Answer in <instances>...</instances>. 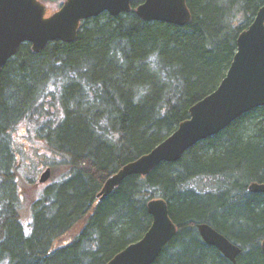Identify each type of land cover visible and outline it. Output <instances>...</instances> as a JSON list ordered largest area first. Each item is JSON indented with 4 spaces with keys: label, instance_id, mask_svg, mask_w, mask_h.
<instances>
[{
    "label": "trees",
    "instance_id": "16d2710c",
    "mask_svg": "<svg viewBox=\"0 0 264 264\" xmlns=\"http://www.w3.org/2000/svg\"><path fill=\"white\" fill-rule=\"evenodd\" d=\"M53 9L63 0H42ZM132 11L84 20L72 43L35 53L22 44L0 77V264H106L149 229L150 199L168 201L178 232L154 264H264V106L198 143L177 162L131 175L96 199L106 179L151 151L213 92L239 33L264 0H187L190 22L140 19ZM56 9H53L56 10ZM36 143L25 156L15 135ZM53 154L38 190L35 154ZM46 155V154H45ZM30 165L23 175L24 160ZM206 222L239 245L234 263L207 244Z\"/></svg>",
    "mask_w": 264,
    "mask_h": 264
},
{
    "label": "water",
    "instance_id": "95a60500",
    "mask_svg": "<svg viewBox=\"0 0 264 264\" xmlns=\"http://www.w3.org/2000/svg\"><path fill=\"white\" fill-rule=\"evenodd\" d=\"M133 0H64L52 13L41 0H0V77L6 64L22 44L29 43L35 53L51 42H74L82 21L107 12L111 16L132 11ZM136 15L147 22L187 25L192 13L187 0H142ZM264 106V4L250 25L237 38V51L219 84L210 94L190 108V116L151 151L125 163L105 181L96 199L113 193L131 175L146 176L163 162H177L201 141L219 134L236 119ZM52 170L47 167L39 177L46 183ZM249 190L264 193V182L254 181ZM147 209L152 223L136 242L126 246L106 264H154L164 247L176 236L177 225L164 198L150 199ZM203 240L232 262L242 252L239 245L208 223L198 224ZM264 254V240L262 241Z\"/></svg>",
    "mask_w": 264,
    "mask_h": 264
},
{
    "label": "rangeland",
    "instance_id": "374dc122",
    "mask_svg": "<svg viewBox=\"0 0 264 264\" xmlns=\"http://www.w3.org/2000/svg\"><path fill=\"white\" fill-rule=\"evenodd\" d=\"M57 6L59 7L60 4L57 3ZM53 9H56V5H54ZM53 9L52 10L49 9V13L52 12ZM23 126H25V125H21L19 127L18 134L16 133V135H15V140H16L15 141V148H16V150H20V152L24 156H25V153L27 155H32V152H31L32 150L37 151L36 143L33 144L32 141L30 142L29 140H27L25 142V139L26 138H24V140H22V141H21L20 138H18V135L19 134H23L24 131H25V127H23ZM30 143H32L34 146L32 148H30V149L25 148L26 151L28 150L27 152H25V150H23L24 149L23 147L24 146H28V148H29ZM52 156H53V154L51 152H49V151H47V153H40L38 155L35 154V156H34V158L32 160L34 162L33 165H31L32 167H30L29 169H27L29 175L32 178L37 179L39 177L40 173L45 169V166L47 165V162L49 163L50 161H53L54 160ZM27 164L29 166L30 165V162L25 159L24 162H23V167L24 166H26V167L22 168L23 175H26V173H27L26 172ZM51 177H52V173H51ZM51 177H50V179L46 183L40 184V186L38 187V190H41V188H45L47 185H49L51 183V180H52Z\"/></svg>",
    "mask_w": 264,
    "mask_h": 264
},
{
    "label": "bare ground",
    "instance_id": "6f19581e",
    "mask_svg": "<svg viewBox=\"0 0 264 264\" xmlns=\"http://www.w3.org/2000/svg\"><path fill=\"white\" fill-rule=\"evenodd\" d=\"M165 200H166V199H165ZM166 201H167V200H166ZM167 202H168V201H167ZM200 223H206V222H200ZM200 223H198V224H200ZM198 224H197V229H198ZM176 225H177V224H176ZM177 228H178V225H177ZM214 228H215V227H214ZM215 229H216V228H215ZM177 232H178V230H177ZM226 237H227V236H226ZM227 238H228V237H227ZM228 239H229V238H228ZM172 240H173V239H172ZM172 240H171V241H172ZM171 241H170V242H171ZM134 242H136V241H134ZM170 242H169V243H170ZM232 242H233V241H232ZM132 243H133V242H132ZM169 243H168V244H169ZM130 244H131V243H130ZM168 244H167V245H168ZM167 245H166V246H167ZM127 246H128V245H127ZM166 246H165V247H166ZM165 247H164V248H165ZM163 250H164V249H163ZM162 252H163V251H162ZM162 252H161V253H162Z\"/></svg>",
    "mask_w": 264,
    "mask_h": 264
}]
</instances>
